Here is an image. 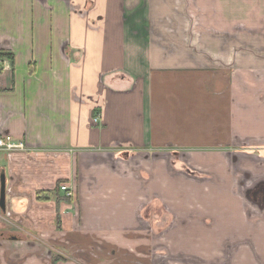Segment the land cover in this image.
<instances>
[{"label": "crops", "instance_id": "obj_1", "mask_svg": "<svg viewBox=\"0 0 264 264\" xmlns=\"http://www.w3.org/2000/svg\"><path fill=\"white\" fill-rule=\"evenodd\" d=\"M195 1L210 34L189 59L187 44L153 41L167 15L154 0H110L91 27L63 0H0V133L24 145L0 157L2 216L16 226L0 235V264H84L75 244L154 239L161 259L146 264L173 250L203 256L194 264H264V0ZM204 121V144L192 131L184 143L179 131Z\"/></svg>", "mask_w": 264, "mask_h": 264}, {"label": "rangeland", "instance_id": "obj_2", "mask_svg": "<svg viewBox=\"0 0 264 264\" xmlns=\"http://www.w3.org/2000/svg\"><path fill=\"white\" fill-rule=\"evenodd\" d=\"M63 1L66 2L71 13L76 14L77 16L82 17V18L83 17L85 18L86 16H88V19L90 22L89 23L90 27L95 26V25H93V23H91V21H93V18H94V21H96L97 12L104 11L102 13L105 15V12H106L105 8L106 7H112V3L110 2V0H63ZM200 4L201 3H198V1H195V0H154V6H153L154 9H158L161 12H167V15L157 14L156 22L154 23V27L152 30H150L153 41L154 42H162V43L163 42H171V41L185 43V44H187V47H189V50L186 51V55H187L186 58L192 59V52H193L192 48H194L192 43L193 42L198 43V42L206 41V38L210 34V28H209L210 26L207 24V22L205 20L199 19V17H200L199 13L203 14V6H202V4L200 6ZM205 4L207 5V3H205ZM109 10H112V8ZM236 18H237L236 16H233V21H235ZM235 27H240V26L237 25ZM235 29H237V28H235ZM200 63L203 64V62H201V61H200ZM201 101L202 100L197 99L196 103L201 104ZM210 111L212 112L211 108H210ZM207 126H208V124L206 121H204L198 127H195V128L185 126V128H186L185 130L179 131L180 134L182 135L183 142L184 141L188 142V137H189L188 134L192 131L193 133H195L197 135H201V137H197L194 135V138L193 137L190 138L191 142L192 143L198 142L199 144H204L203 143V141H204L203 135H204V131L207 128ZM185 147H187V146H185ZM187 148H189V147H187ZM195 149H196V151H198V150L210 151V148L208 146H203V147L198 146ZM170 150L171 149H169V151H168L169 152L168 156L170 157V160L173 159L174 162H176V161L181 162L180 160H178V159H180L179 153L178 154L176 153V152L180 151V156H182V158L185 160L184 161V164H185L184 172L189 174L190 170L188 171L187 168L189 166L186 162L188 161L190 165L192 164V162H193L192 153L190 154V152L186 148H183V149L180 148V150L172 151V152ZM204 166L205 167H202L198 171L204 175H207L208 174V169H207L208 165H204ZM3 167L5 169L4 171L6 172L7 168H8L7 161L0 159V172H1V169ZM231 169H233V171H235L237 173L240 172L243 175L242 179L244 177L245 178H247V177L256 178V176L252 175L250 172H247L248 175H244L245 171L243 170L242 163L240 164L239 160L233 159V164L231 165ZM239 177L241 178L240 174H239ZM6 178H7V175H6ZM257 184L258 183H256L255 185H257ZM59 187H60V185H59ZM72 195H73V193H72ZM241 195L243 196L244 199L247 197V196L244 197L247 194L243 195V193H242ZM152 197L153 198L149 201V202H152V204H153V206L152 205L150 206V208L152 207L151 208L152 213H153L152 215L154 216V214H157L160 212L163 213V211L160 210L162 205L158 201V197L155 196V194H152ZM245 200H247V199H245ZM169 204H170V206H172L171 203H169ZM154 209L156 210V212H153ZM144 212L148 214L147 208ZM5 213H7L6 210L2 211L0 209V235L1 234L8 235L9 232H4L5 230L14 231V229H16V226H14L13 223H10V222L8 223L5 221L4 217L2 216V215H5ZM138 214L141 216L140 211H138ZM140 216H139V218H140ZM169 217L171 218L170 214H169ZM145 222L146 221H144V223ZM146 229H148V227ZM143 230L144 229H143L142 224L139 225V227L136 229L135 237L133 235H131V237L137 238V240H141L140 239L141 233H138V232H142ZM169 235H173V234H169ZM158 238H159V236H156V239H158ZM169 239H170L169 243L171 245L173 243V239L170 237H169ZM93 244H95V242H93ZM75 246H77L76 248H78L80 252H82L81 251L82 248H85L83 253L88 255V259L84 258L83 256H78V257L74 258L75 261H79V262H82L84 264H86V263L83 260L88 262L87 264H96L98 262H99L98 264H146V261H150V262L155 263L154 261L161 259L157 255V251H155L156 249H158V250L161 249V243H160V241H157L155 239L153 240V246H148V245L146 246V245L138 244V246H135L134 248H132V247H130V248H122V247L113 248V247H111L112 250L111 249L106 250V249L102 248L101 246H96V245H95L96 247H94V248H91V247L87 248L84 245L82 246L81 244H78V245L75 244ZM113 249H114V252L112 253ZM149 250H152L151 252L153 254L151 256H149L152 259L148 257V255L150 254ZM180 252H183V251L173 250L172 253H170V255L167 258H164L165 262H167L169 264H194L193 262H195V261L199 262V260L204 259V258H201L203 256H200L197 254L193 255L192 253H185V251H184L185 254L182 256V254H178ZM174 253H176V254H174ZM144 255H147L145 257H148V258L145 259V257H143Z\"/></svg>", "mask_w": 264, "mask_h": 264}, {"label": "built area", "instance_id": "obj_3", "mask_svg": "<svg viewBox=\"0 0 264 264\" xmlns=\"http://www.w3.org/2000/svg\"><path fill=\"white\" fill-rule=\"evenodd\" d=\"M14 149H24L22 141H16L10 134L0 133V157L3 155L9 159ZM60 189L65 192L66 196H71L73 193L67 185H61Z\"/></svg>", "mask_w": 264, "mask_h": 264}, {"label": "water", "instance_id": "obj_4", "mask_svg": "<svg viewBox=\"0 0 264 264\" xmlns=\"http://www.w3.org/2000/svg\"><path fill=\"white\" fill-rule=\"evenodd\" d=\"M0 209L6 210V178L4 170L0 172Z\"/></svg>", "mask_w": 264, "mask_h": 264}, {"label": "trees", "instance_id": "obj_5", "mask_svg": "<svg viewBox=\"0 0 264 264\" xmlns=\"http://www.w3.org/2000/svg\"><path fill=\"white\" fill-rule=\"evenodd\" d=\"M1 56H3V55H0V57ZM4 56H8L10 59H12L13 60V56L11 55V54H7V55H4ZM57 186H58V184H57ZM57 186H56V189L55 190H58V188H57ZM43 192L44 191H38L37 193H36V197L39 199H45L43 196H42V194H43ZM59 222H60V219H59V216L57 215L56 216V224H57V228H60L59 227ZM61 258H63V257H60V256H53L52 257V264H55V262H57L59 259H61ZM63 259H65V258H63Z\"/></svg>", "mask_w": 264, "mask_h": 264}]
</instances>
